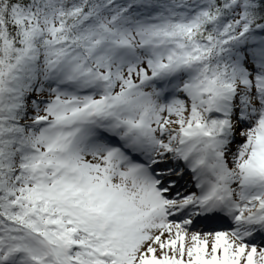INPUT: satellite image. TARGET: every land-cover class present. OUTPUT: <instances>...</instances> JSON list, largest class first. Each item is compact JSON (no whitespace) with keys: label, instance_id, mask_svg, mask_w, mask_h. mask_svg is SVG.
<instances>
[{"label":"snow or ice","instance_id":"obj_1","mask_svg":"<svg viewBox=\"0 0 264 264\" xmlns=\"http://www.w3.org/2000/svg\"><path fill=\"white\" fill-rule=\"evenodd\" d=\"M0 264H264V0H0Z\"/></svg>","mask_w":264,"mask_h":264}]
</instances>
